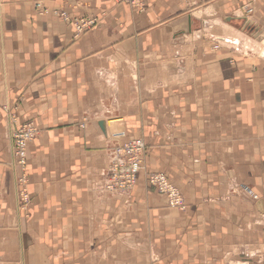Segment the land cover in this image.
<instances>
[{
    "label": "crops",
    "instance_id": "0c3cea01",
    "mask_svg": "<svg viewBox=\"0 0 264 264\" xmlns=\"http://www.w3.org/2000/svg\"><path fill=\"white\" fill-rule=\"evenodd\" d=\"M35 1L0 0V264H264V0H41L69 20ZM76 18L93 23L78 35ZM131 138L137 183L108 193Z\"/></svg>",
    "mask_w": 264,
    "mask_h": 264
},
{
    "label": "built area",
    "instance_id": "2783aa9c",
    "mask_svg": "<svg viewBox=\"0 0 264 264\" xmlns=\"http://www.w3.org/2000/svg\"><path fill=\"white\" fill-rule=\"evenodd\" d=\"M131 4H135L137 0H118ZM35 8L40 14H49L51 11L69 20L70 16L67 11L60 8L50 10L43 1H35ZM249 9L248 12H251ZM93 21L84 18H76L74 25L76 26L77 34L84 31L92 24ZM220 45L217 43L214 48ZM9 112V108L5 107ZM40 129L32 122L23 123L20 127L13 130L11 139L13 142L14 155L17 157V162L23 171L27 165V147L28 143L34 140L39 135ZM146 144L142 138H131L126 142L118 144L112 154L109 169L107 171V182L105 185L106 191L114 194H126L136 185L140 170L142 168ZM22 181V178L20 179ZM148 184L167 199V204L170 208L178 210H186L187 205L184 195L179 187L171 181V179L163 172H151L147 176ZM253 199H258V196L249 187L244 188ZM24 195V194H23ZM22 195V196H23ZM26 198V196H25ZM26 200V199H25Z\"/></svg>",
    "mask_w": 264,
    "mask_h": 264
},
{
    "label": "rangeland",
    "instance_id": "374dc122",
    "mask_svg": "<svg viewBox=\"0 0 264 264\" xmlns=\"http://www.w3.org/2000/svg\"><path fill=\"white\" fill-rule=\"evenodd\" d=\"M29 121L25 122V123H28ZM29 144L28 143V147H27V165H26V170L23 171V168L21 169V175L18 176V183H19V186H20V189H21V192L19 191V199L21 200L22 202V208H25V205L28 204V201H29V194H28V184H29V175H28V148H29ZM12 145H13V142H12ZM14 148V147H13ZM13 153H14V149H13ZM113 154V152H112ZM17 158V157H16ZM112 158V157H111ZM110 165V164H109ZM21 168V167H20ZM109 169V168H108ZM22 178V181L20 180ZM106 179H107V176H106ZM106 182L107 180L105 181V184H104V190L106 191V188H105V185H106ZM108 192V191H107ZM109 193V192H108ZM24 194V195H23ZM114 194V193H113ZM23 195V196H22ZM26 196V198H25ZM26 199V200H25Z\"/></svg>",
    "mask_w": 264,
    "mask_h": 264
},
{
    "label": "water",
    "instance_id": "95a60500",
    "mask_svg": "<svg viewBox=\"0 0 264 264\" xmlns=\"http://www.w3.org/2000/svg\"><path fill=\"white\" fill-rule=\"evenodd\" d=\"M100 126H101L102 130L105 132L106 129H105V125H104V122L103 121L100 122Z\"/></svg>",
    "mask_w": 264,
    "mask_h": 264
}]
</instances>
